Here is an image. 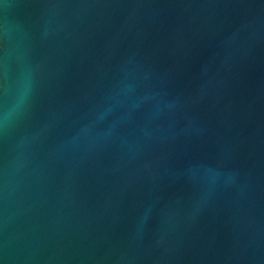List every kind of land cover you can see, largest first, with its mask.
Returning <instances> with one entry per match:
<instances>
[{
    "label": "water",
    "instance_id": "water-1",
    "mask_svg": "<svg viewBox=\"0 0 264 264\" xmlns=\"http://www.w3.org/2000/svg\"><path fill=\"white\" fill-rule=\"evenodd\" d=\"M0 264H264V0H0Z\"/></svg>",
    "mask_w": 264,
    "mask_h": 264
}]
</instances>
